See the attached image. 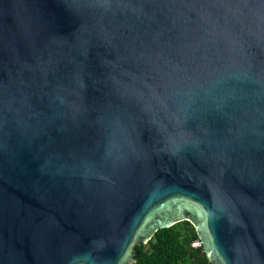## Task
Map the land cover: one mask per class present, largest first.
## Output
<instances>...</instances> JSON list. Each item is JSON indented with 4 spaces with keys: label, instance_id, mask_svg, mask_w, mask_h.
Wrapping results in <instances>:
<instances>
[{
    "label": "water",
    "instance_id": "water-1",
    "mask_svg": "<svg viewBox=\"0 0 264 264\" xmlns=\"http://www.w3.org/2000/svg\"><path fill=\"white\" fill-rule=\"evenodd\" d=\"M183 220L264 264V0H0V264H134Z\"/></svg>",
    "mask_w": 264,
    "mask_h": 264
},
{
    "label": "trees",
    "instance_id": "trees-1",
    "mask_svg": "<svg viewBox=\"0 0 264 264\" xmlns=\"http://www.w3.org/2000/svg\"><path fill=\"white\" fill-rule=\"evenodd\" d=\"M136 251L134 264H214L190 220L160 228L147 243H138Z\"/></svg>",
    "mask_w": 264,
    "mask_h": 264
},
{
    "label": "rangeland",
    "instance_id": "rangeland-1",
    "mask_svg": "<svg viewBox=\"0 0 264 264\" xmlns=\"http://www.w3.org/2000/svg\"><path fill=\"white\" fill-rule=\"evenodd\" d=\"M195 244H198V243H195Z\"/></svg>",
    "mask_w": 264,
    "mask_h": 264
}]
</instances>
